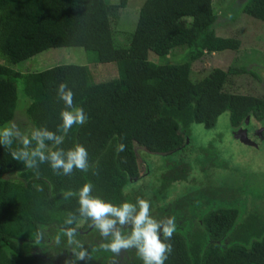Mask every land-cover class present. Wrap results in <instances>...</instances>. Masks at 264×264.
I'll list each match as a JSON object with an SVG mask.
<instances>
[{"label":"trees","instance_id":"obj_1","mask_svg":"<svg viewBox=\"0 0 264 264\" xmlns=\"http://www.w3.org/2000/svg\"><path fill=\"white\" fill-rule=\"evenodd\" d=\"M128 4L129 0L117 5L106 0H0V53L4 60L0 64V125L16 120V82L22 79L30 104L19 113L26 115L27 123L55 131L63 107L56 87L65 82L88 121L74 126L62 146L69 148L73 141L83 144L92 166L87 173L57 175L48 164L26 168L0 148V264H64L71 251L61 229L69 228L80 233L92 261L143 264L135 250L117 255L101 248L98 232L80 216L78 198L64 197L63 193L85 182H91L98 194L115 204L135 202L137 196L151 202L156 196L158 200L151 202L152 214L158 219L175 217L177 226L171 240L173 251L165 264H264V211L260 208L243 212L241 205L231 200L236 196H220L219 202L227 201L209 203L207 210L188 221L183 212L186 197L173 195L174 188L183 182L199 185L201 179L191 178L194 168L181 158L163 161L152 187L136 189L141 178L151 173L146 159L145 172L137 147L153 154H178L191 144L194 124L214 129L227 111L234 130L249 127L247 119L251 117L264 121V96L227 90L234 76H254L252 71L214 68L205 79L191 78L194 62L221 51H238L241 41L216 33L218 15L213 0H146L130 45L119 47L113 21L117 22ZM243 12L264 22V0H247ZM183 45L189 47L185 63L150 61L152 52L166 59ZM52 48H83L95 53L97 63H116L120 77L96 83L90 69L81 65H60L34 73L13 69ZM121 143L125 149L118 152ZM199 152L206 159L204 166L223 164L214 144ZM129 188L133 193L127 192ZM70 218L73 223H65ZM38 230L44 233L39 243ZM57 235L59 246L54 243Z\"/></svg>","mask_w":264,"mask_h":264},{"label":"rangeland","instance_id":"obj_2","mask_svg":"<svg viewBox=\"0 0 264 264\" xmlns=\"http://www.w3.org/2000/svg\"><path fill=\"white\" fill-rule=\"evenodd\" d=\"M106 1L111 5L120 3V0ZM145 1L129 0L127 8L120 11L117 22L113 21L114 39L117 46L128 47L130 45L131 36L136 29L140 10ZM246 2L247 0H213V7L218 15V20L214 25L216 33L220 37L239 39L242 45L238 51L225 50L207 55L194 62L191 78L193 81L205 79L214 68L224 70L232 67L246 68L252 71L257 78L251 74L236 75L228 84L227 90L237 94H256L260 97L264 96V22L243 12ZM188 54L189 47L183 45L173 49L166 59L152 52L150 61L156 64H181L187 62ZM3 63L4 60L0 53V64ZM60 65L87 66L96 83L120 77V69L116 63H97L96 54L89 53L83 48H52L13 66V69L24 73H34ZM79 73L78 70L75 77H78ZM16 84L19 100L18 115L15 121L27 123L26 115L19 112L27 109L30 100L25 94L23 80L19 79ZM249 121L251 122L249 127L241 126L234 130L230 121V112L227 111L219 117L214 129L208 130L201 124H194L191 144L183 152L175 155L153 154L142 147H137V153L142 157L140 160L146 167L145 172L148 169L147 161L151 173L141 178L136 189L152 187L157 169L162 166L163 161L168 159V162H172L171 158L173 161L181 158L183 162L193 166L191 178L201 179L199 185L183 182L174 188L176 191L173 195L186 197L183 212L189 222L200 212L207 210L210 207L209 203L223 204L227 201L225 199L224 202H219L220 196L228 195L229 198L236 196V200H231L241 205L243 212L254 208L264 211V121L259 122L252 117ZM244 128L253 144L236 138V134L241 135L240 131ZM211 143L221 154L220 161L223 164L217 167L211 165L210 162L204 166L206 159L199 154L202 147ZM216 163L218 162L214 164ZM127 192H132V189H127ZM156 199V196H153L151 202ZM152 211L155 212V209L152 208ZM83 223L80 222V225ZM89 263L100 264L101 262L90 260Z\"/></svg>","mask_w":264,"mask_h":264},{"label":"clouds","instance_id":"obj_3","mask_svg":"<svg viewBox=\"0 0 264 264\" xmlns=\"http://www.w3.org/2000/svg\"><path fill=\"white\" fill-rule=\"evenodd\" d=\"M56 96L63 107L55 131L46 125L8 121L0 125V148L12 160L29 169L48 164L57 175L71 176L74 171L87 173L92 167L87 148L77 141H73L69 148L62 145L74 126H83L88 121V115L83 107L76 105L75 93L67 83H59ZM124 149L125 145L121 143L117 151L123 152ZM92 174H97L94 168ZM63 195L65 198H78L80 216L90 221V226L98 232L100 247L104 250L117 255L122 251L135 250L143 264H165L172 253L171 240L177 231L175 217L156 218L149 200L137 196L135 202L125 200L115 204L98 194L91 182H85ZM65 223L72 224L73 219ZM61 232L67 238L66 246L71 251L64 264H78L79 261L89 264L91 255L85 242L79 239L80 233L74 228L61 229ZM43 236L44 233L38 230L37 243ZM54 243L57 246L61 244L59 235L54 238Z\"/></svg>","mask_w":264,"mask_h":264},{"label":"water","instance_id":"obj_4","mask_svg":"<svg viewBox=\"0 0 264 264\" xmlns=\"http://www.w3.org/2000/svg\"><path fill=\"white\" fill-rule=\"evenodd\" d=\"M250 118L247 119V123H249ZM242 134H236V138L241 139L242 142L253 144L250 139L248 138L247 130L243 129L240 131Z\"/></svg>","mask_w":264,"mask_h":264}]
</instances>
